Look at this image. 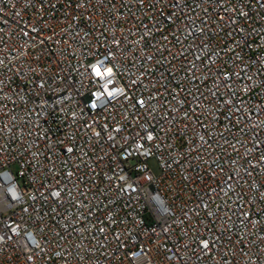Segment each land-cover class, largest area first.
I'll return each mask as SVG.
<instances>
[{"label": "built area", "instance_id": "built-area-1", "mask_svg": "<svg viewBox=\"0 0 264 264\" xmlns=\"http://www.w3.org/2000/svg\"><path fill=\"white\" fill-rule=\"evenodd\" d=\"M0 264H264V0H0Z\"/></svg>", "mask_w": 264, "mask_h": 264}]
</instances>
